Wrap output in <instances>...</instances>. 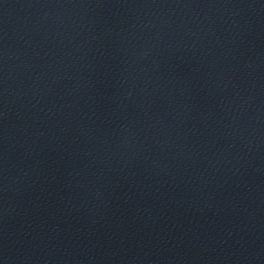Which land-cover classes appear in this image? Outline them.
<instances>
[{"label": "water", "instance_id": "obj_1", "mask_svg": "<svg viewBox=\"0 0 264 264\" xmlns=\"http://www.w3.org/2000/svg\"><path fill=\"white\" fill-rule=\"evenodd\" d=\"M0 264H264V0H115L0 168Z\"/></svg>", "mask_w": 264, "mask_h": 264}]
</instances>
